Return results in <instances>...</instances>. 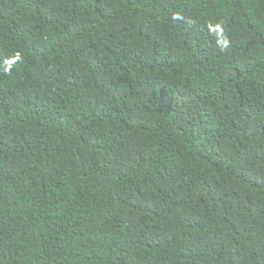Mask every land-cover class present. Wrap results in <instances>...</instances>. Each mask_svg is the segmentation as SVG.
<instances>
[{
    "label": "trees",
    "instance_id": "16d2710c",
    "mask_svg": "<svg viewBox=\"0 0 264 264\" xmlns=\"http://www.w3.org/2000/svg\"><path fill=\"white\" fill-rule=\"evenodd\" d=\"M0 264H264V0H0Z\"/></svg>",
    "mask_w": 264,
    "mask_h": 264
}]
</instances>
